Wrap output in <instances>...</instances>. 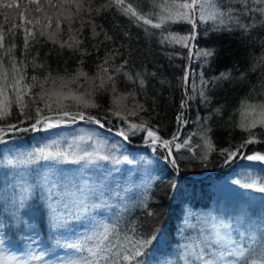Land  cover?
<instances>
[{"label":"trees","instance_id":"trees-1","mask_svg":"<svg viewBox=\"0 0 264 264\" xmlns=\"http://www.w3.org/2000/svg\"><path fill=\"white\" fill-rule=\"evenodd\" d=\"M17 2L27 4L28 0H17ZM104 2L105 0H93V7H98ZM167 2L171 3V0H167ZM125 3H132L138 11L151 13L153 11L160 12L161 9L155 5L165 3V0H125ZM41 4H44V0H41ZM28 7L34 8L33 5H28ZM45 10L50 11L47 8ZM0 12H7L10 17H14V22L17 25L21 23L15 10H0ZM33 15H41L42 18V14L33 13ZM93 16L95 23L99 26L97 30L99 31L102 27L113 39L99 43L98 49L93 47V45H97L98 41L92 37L90 28L86 25L82 34L84 42L81 45L85 54L81 57L80 52L74 54L68 48L60 49L58 44L53 45L41 38L40 43L31 49V55L27 56V61H29L27 82L30 83L32 75L38 76L40 82H43L42 79L45 77H50L56 81L63 78V81L66 82L74 78L80 71L87 73L89 77H94L98 72L97 65L110 51H117L119 55L107 67H115L127 59L129 64L123 71L142 74L145 81L143 86L139 84L138 80L132 83L126 77L117 74L116 95L125 96L123 103L129 108L134 104L143 108V110H138V116H130L129 120L136 123L141 120L147 121L148 125L156 130L162 139H172L173 135L180 129V136L176 142L183 143L187 139L189 144L176 151L175 143H173V156L177 159V167L175 168L165 159L167 156L165 148L156 145L159 148L158 156L161 155L160 158L163 159L156 161L155 173L158 179L153 183L149 196L144 201L128 205L127 210L123 213L121 228L127 230L129 226H134L140 235H156V241L149 247L148 254L144 257L147 264H155L157 256H162L161 258L164 259L163 261L159 259L161 264H175L180 257L181 235L182 233H190L186 229H181L184 220H188L187 208L208 207L210 200L214 196H219L226 186L221 187L223 181L238 166L240 155L243 152L245 156L257 151L264 152V127L260 126L261 119L256 122L255 127H251V123H247V117L252 114L250 111L254 113L256 118L260 114L259 109L245 107V103L259 105L264 102V88L260 87V83L264 82V77L261 76L264 68H257L255 72L250 71L254 58H259L264 52V48L261 47V42L264 41V26L259 23V20H264V17H259L256 27L252 28L250 32L242 30L214 32L211 31V21L207 24H199L196 29V38L188 42L189 47L184 48L180 44H169L167 41L161 44L159 35L161 30L151 29L150 25L138 26L136 22L130 21L129 17L114 7L101 12L99 15L93 13ZM25 18H29L28 12L25 13ZM150 18H153L155 22L154 17ZM242 22L251 24L253 21L242 19ZM0 23H5L2 15H0ZM139 23L142 25L143 22ZM145 27L148 28V32H145ZM17 31L15 42L18 47L15 50V55L17 60H20L24 58L21 52L23 30L18 29ZM171 31L184 35L188 34L191 28L187 23H178L171 25ZM64 38H67L66 31ZM100 39L103 40V37ZM8 43L6 33V47ZM206 49L214 50L215 55L204 58L198 54ZM36 52L39 53L38 56H36ZM33 57L38 64H43L44 67L33 68L30 63ZM81 58L83 59L82 65L80 63ZM206 59L207 62H205ZM5 67H8L7 63ZM226 71H230L233 77L246 73V78L244 80H219L207 87L201 84V73H203L205 80H210ZM186 73L188 76L187 83L184 82ZM44 87L49 90V95L44 100H40L38 106L43 108L44 103H48L54 110L49 113L47 109H44V114H55L57 102L69 105L71 111L77 110L74 101L64 99L62 95L51 94L75 90V85L69 84L66 88L45 84ZM201 89L210 98V102L207 104L199 95ZM38 91H40L39 87L32 89V92ZM128 93H133L134 98L128 96ZM7 94H11V89L7 90ZM91 98L98 107L83 110L101 119L107 117L109 123L105 129L100 130L110 136L112 133L117 139L121 138L115 134L120 128L121 122L110 115V109L113 107V94L110 91L98 92ZM25 99L27 100V97ZM182 103L184 107H181ZM12 111L13 116L7 121H0V127L18 123L20 119L17 115L18 109L13 106ZM244 112H248L249 115L243 116ZM181 113L183 117L178 122L177 117ZM32 115H35L34 111ZM183 121H187V123L184 124ZM81 124L86 127L96 126L86 121H78L75 124L48 131L10 132L4 137L5 142H0V183L8 186L7 189L3 190V195L9 197L5 204L3 195H0V208L6 212L11 209L17 210L24 221L22 228L20 224H16L15 227L0 231V258L14 255L18 258L28 259L31 255H42V260H30L29 264H60L62 260L70 256V250L57 246V240L63 243L65 239L74 241L86 234H91L94 225L90 221L93 218L96 221L111 223L120 214V201H117L113 209L95 208L88 214L81 212L82 220L69 219L66 227L53 229L49 223L48 205L54 195L68 196L70 193H76V187H74L75 190L73 186L64 182L67 169L74 168V166L68 164L50 166L48 162L41 161L27 166L26 169H15L6 164L7 159H13L18 155L22 146L34 148L49 143L62 134L67 127L72 129ZM245 124L248 125L247 131L242 126ZM27 126L28 124L21 125V127ZM109 128L112 129L111 132L108 131ZM204 129L211 130L208 135L214 147L211 150L204 148L202 150L204 153L199 155L197 146L201 147L204 143L202 138ZM250 132L260 142L248 145L236 158L226 163V157L221 154L220 150H235L248 138ZM145 137L146 133L144 132H138L135 135L130 134L129 140L123 141L124 146L129 150L137 149L138 152L139 150L149 152L146 145H139L145 142ZM9 147L16 150V156L14 154L10 156L9 153L5 155ZM205 155H207V159L202 158ZM251 167L255 170L264 171V163L261 161H253ZM17 173L24 176V180L19 182L23 188L18 187L13 193L11 185L13 177ZM85 177L88 178L89 184H93L92 177L88 173ZM75 178L78 181V177ZM27 184L31 187L29 199L33 207L26 212L24 205H21L20 202L25 198L23 189L28 187ZM229 191H231L230 188ZM231 193L232 191L226 195L231 197L232 205L242 204L246 208L254 210L259 208L260 203H263L255 201V198L249 196V193H247L248 195L245 193V196L252 200L240 198V192H235L238 194L237 197ZM93 200L97 203L95 196ZM93 200L90 199L87 202L92 203ZM145 204L147 209L143 207ZM72 210L74 207H70V211ZM79 210L80 208H77L75 211ZM148 210L153 215H147ZM235 218V215L226 213L225 217L221 216L219 220L232 224L236 221ZM5 223H7L6 219ZM198 224H200L198 219H193L190 223L193 227ZM26 230L36 238L35 249L30 247L24 237L27 233ZM192 230L193 234L196 235L194 244L197 245L204 236L197 229L192 228Z\"/></svg>","mask_w":264,"mask_h":264},{"label":"snow or ice","instance_id":"snow-or-ice-1","mask_svg":"<svg viewBox=\"0 0 264 264\" xmlns=\"http://www.w3.org/2000/svg\"><path fill=\"white\" fill-rule=\"evenodd\" d=\"M28 5H33L34 8H29ZM115 8L123 15L129 17L130 21H134L138 26H151V29H159L163 44L167 41L169 44H180L181 47H189L188 42L196 38V29L199 24H207L212 22L211 31H236L242 30L250 32L256 27L259 17H264V0H171V3L165 0V3L155 5L161 9L160 12L144 13L138 11L132 3H125V0H105L98 7H93V0H28L27 4L18 3L17 0H0V10H15L20 18L21 23L17 25L14 22V17H10L7 12H0L5 23H0V121H7L13 116V106L18 109L17 115L20 117L16 124H6L0 127V142H5L4 137L12 132H28V131H48L57 129L62 126L75 124L78 121H86L89 124L98 126L99 129H105L108 118L103 119L92 115L83 109L96 108L98 105L91 99L95 93L111 92L113 94V107L110 109V115L121 122L120 128L115 133L127 142L129 136L135 135L138 132H144L147 136V143L153 146L160 145L167 149L165 159L175 168L177 167V159L173 156L172 145L179 139L178 135L174 134L172 139H162L156 130L148 125L147 121L141 120L139 123L129 120L130 116H138V110H143L140 105H132L129 108L123 103L126 98L123 95L117 96V74L126 77L132 83L137 80L143 86L145 81L141 73H130L123 71L129 64L127 59H124L119 65L109 68L107 67L119 55L117 51H110L102 62L97 65L98 72L94 77H89L87 73L80 71L77 75L67 80L62 84V87H67L69 84L78 85L77 89L69 90L67 93H51L54 95H62L64 99H70L75 102L76 111L69 110V105H64L57 102L54 115L44 114V109L49 113L54 110L48 103H44L43 108L38 106L40 100H44L49 95V90L45 89L44 85L50 77H45L43 82L39 81L38 76L32 75L30 83L27 82V56L31 55V49L40 43L43 38L46 42H51L53 45H59L60 49L68 48L74 54L80 52L81 57L85 52L81 49L84 40L82 34L85 26H89L91 35L98 41L93 47L98 49L99 43L111 41L112 36L108 35L102 27L95 23L93 13L99 15L101 12L107 11L110 8ZM45 8L50 11L45 10ZM28 12L29 18H25V13ZM42 14L41 15H33ZM259 14V16H257ZM87 17V19H85ZM155 18V22L153 18ZM242 19H251V24L243 23ZM54 20V28H53ZM143 22L142 25L139 22ZM187 23L190 25L191 31L188 34L181 35L171 31L172 24ZM261 26H264V20H259ZM7 24V27H6ZM62 24L64 27L62 28ZM78 25V26H77ZM31 26V27H29ZM18 29L23 30L21 52L24 58L17 60L15 50L18 45L15 42L18 34ZM65 31L67 38L65 39ZM145 27V32H148ZM6 33L8 37V46H5ZM127 35V33H125ZM152 34V33H149ZM103 37V40L100 38ZM261 47L264 48V41L261 42ZM204 58H210L215 55L214 50L206 49L201 53ZM39 53L36 52V56ZM207 62V59L206 61ZM7 63L8 67H5ZM33 68L44 67L43 64H38L35 57L30 61ZM81 65L83 59L80 60ZM257 68H264V52L259 58H254L250 67V71L255 72ZM155 75V73H152ZM264 77V72H261ZM88 82V87L80 91V79ZM246 73H241L238 77H233L230 71L221 72L218 76L212 77L210 80H205L201 73V84L207 87L209 84H214L219 80L239 79L244 80ZM63 79V78H60ZM187 73L184 77V82L187 83ZM56 82L55 79L52 80ZM39 87L40 91L32 92L33 88ZM255 89V86H253ZM260 87L264 88V82L260 83ZM11 89V94H7V90ZM128 96H133V93H128ZM205 104L210 102V98L205 91L201 89L199 92ZM27 97V100L25 99ZM181 107H184L182 103ZM245 107L249 109L258 108L261 116L260 126L264 127V102L259 105H250L245 103ZM34 111L35 115H32ZM183 114L177 117V121L182 120ZM210 118V117H209ZM31 121V123H28ZM184 124L187 121H183ZM28 124L27 127L21 125ZM245 130H248V125H242ZM251 127L256 126V120L253 119ZM109 132L112 129H108ZM210 129L203 130V140L205 149L211 150L214 145L208 135ZM58 135V134H57ZM255 136L250 132L246 138L235 150L221 149V154L225 155L226 163L236 158L241 151L248 145L259 143ZM62 145L60 140H52L49 143L34 147L31 151L20 153L13 159H7L6 164L15 169H26L27 166L37 164L41 161L48 162L50 166L57 164H75L80 165L81 170L87 169L89 165L97 168L105 167L101 162H109L113 165L112 168H105V175L98 177V183L89 184L88 178L83 175L78 178H73L69 181L80 192L79 211H70V206L66 202V196H53L48 205L49 223L53 229L66 227L69 219L79 220L81 212L88 214L95 208H111L110 201L113 199L120 200V214L117 215L115 221L105 223L96 221L94 218L90 223L94 227L91 234H86L77 238L74 241L67 239L61 243L57 240V246L78 253L76 258L69 256L62 260L60 264H147L144 257L148 254L147 250L156 241V235L143 236L138 233L134 226H129L127 230L121 228L123 213L127 210V199H130L129 193L140 187L137 185L136 179L132 175L133 170H129L127 178L121 181H115L113 172H119L121 163L132 164L133 160L128 156H117L115 154L117 146H109L106 139L101 140L95 131L84 132L81 135L74 137L71 141L64 140ZM189 140L185 139L183 143L176 142L175 150L188 146ZM207 159V155L202 157ZM248 161L264 162V154L259 152L247 155ZM24 180V176L17 173L13 177L11 188L13 193L23 185L19 182ZM115 182L116 187H111ZM245 188H255L257 191L264 193V185H260L256 180L243 185ZM8 186L0 183V195H3V190ZM27 190V189H23ZM90 196H95L99 199V203H88ZM107 196V199H105ZM5 204L9 197L3 195ZM21 205L23 200H21ZM147 209V205H143ZM147 215L153 213L148 210ZM246 215L245 210L238 213L236 224L225 223L223 221L213 224L212 234L204 236L199 244L182 245L183 252L181 259L184 264H264V218L258 224L248 222L245 226L243 217ZM0 231L5 228L15 227L20 224L24 226V221L18 211L11 209L4 211L0 208ZM5 219L7 223H5ZM223 230V231H221ZM235 233V235H233ZM9 262L14 264H29L30 260L40 261L42 255H31L28 259L18 258L16 256L7 257Z\"/></svg>","mask_w":264,"mask_h":264},{"label":"rangeland","instance_id":"rangeland-1","mask_svg":"<svg viewBox=\"0 0 264 264\" xmlns=\"http://www.w3.org/2000/svg\"><path fill=\"white\" fill-rule=\"evenodd\" d=\"M45 79V78H44ZM42 79V80H44ZM64 83L63 79H59L57 80L55 83L52 82V79H49L48 82L46 84L52 85V87H62V84ZM79 85L81 86L79 88L80 91H83L84 88L88 87V83L86 81H84L82 78L80 79V81L78 82ZM57 84V85H56ZM78 85H75V89H77ZM67 88V87H66ZM74 90V89H71ZM92 99V98H91ZM250 113H252L251 115H249L248 112H244L243 116H247V123H251V121L253 119L256 120V122L261 119L260 114L257 115V117L255 118L254 113L252 111H250ZM54 115V114H52ZM242 116V117H243ZM243 122V119H242ZM82 130L84 132H89V131H95L97 136L101 139L104 140L106 139L108 141V145L109 146H117L116 147V151L115 154L117 156H128L129 159L133 160L132 164H128L126 162L121 163L118 167L120 169L119 172H113V177L115 181H121L123 178H127L129 175V170H133L132 171V175L133 177L136 179L137 185H139L140 187H138L137 189H134L131 193H129V196L131 197L130 199L126 200L127 205L131 204V203H135V202H141L144 201L148 196H149V191L150 188L152 187L153 183H155L158 179L157 174L155 173V168L157 166L156 161L157 159L159 160H163L161 155L160 157L158 156V152L159 148L157 146H153L150 143H147V136L145 137V142L139 144V145H146L149 149V152H145V151H140L138 152L137 149L134 150H129L128 148H126L124 146V142L121 138H118L113 135L111 133V136L108 134H105L104 132H102L98 127L93 126V127H86L83 124L78 125L74 128H68L64 129V131L62 132V134H60L59 136H57L56 138H54L53 140H60L62 142V145L64 147H67L66 144H63L64 140L67 141H71L74 137H77L79 135H81ZM176 135H178V137L180 136V129L179 131L176 133ZM176 143V141L174 142ZM204 145V143H202ZM203 145L200 147L197 146L198 151H199V155L204 153L202 150H204ZM39 146V145H38ZM139 147V146H137ZM33 148H28L25 146H22L18 155L20 153H26L31 151ZM166 155H167V149H165ZM258 152V151H257ZM255 152V153H257ZM9 155L13 156V154L16 156L17 152L15 149H13L12 147L8 148L7 151L5 152V155ZM150 153V156H149ZM260 154H264V152H259ZM254 154V153H251ZM250 154V155H251ZM245 154L244 152L240 155L239 158V162H238V166H236L232 172L231 175L226 178L223 181V184L221 185V187H223V185L225 186L223 188V190L220 192L219 196H214L211 200H210V205L208 207H199V208H187L186 211V216L188 217V220H184V224L182 226L181 229H186L188 231H190V233H182L181 237H182V245L185 244H191V245H195L194 244V240L196 238V235L193 234V230L197 229L203 236H207L212 234V228H213V224L216 222H220V218L221 216L225 217L226 213H231L233 215H235L237 217L238 213H240L241 210H245L246 215L243 217L244 221H245V226H248V222L251 221L252 224H258L262 218H264V193L257 191L255 188H245L243 185L245 183H250L252 180H256L260 185H264V171L263 170H255L254 168L251 167V165H253V161H248L245 158ZM158 162V161H157ZM102 164L105 165V167H101V168H97L94 167L92 165H89L87 169L81 170L80 165H76L75 164H68L69 166L73 165L74 168L71 169H67V173H65V183H68V185L73 186L72 183H69V181L73 180V178L75 177H80L81 176V171L83 172V175L85 176L87 173L89 174V176L92 177V182L93 183H98V177H101L103 175H105V168H112L113 165H111L109 162H101ZM264 163V162H263ZM254 167V166H253ZM78 182V181H77ZM75 183V182H74ZM26 186L28 187H24V189H27L26 191L23 190V195L25 198H23V205L24 208L26 210V212L29 210H31V208L33 207V204L30 202V190L31 187L29 184H27ZM111 187L115 188L116 184L115 182H113L111 184ZM74 188V186H73ZM229 188L232 191V195H236V197L238 196V194H236L235 192H240V198H246V195H248L247 193H249V196H253L255 198V201L258 202H263L262 204H259V208H256L254 210H250L249 208H246L245 206H243L242 204H234L232 205V199L231 197L227 196L226 194H228L229 192ZM75 189V188H74ZM76 190V189H75ZM229 191V192H228ZM263 194V195H260ZM79 195L80 192L78 191V189L76 190L75 194H68V196H66V202L69 204L70 207H74V210H72V212H75V210L78 208L79 209ZM94 196H90V198L88 200H93ZM105 198H107V196H105ZM234 198V197H233ZM242 199H240V201H242ZM247 200H252L250 197L246 198ZM117 201H120L119 199H113L111 200V209H113V207L116 206ZM92 203H96L94 200L91 201ZM99 199H97V204L99 203ZM90 203V202H89ZM237 212V213H236ZM193 219H198V221L200 222V224H198L197 226L193 227L190 225L191 221ZM82 220V217L80 216V219ZM236 222V221H235ZM232 223L233 225H235L236 223ZM228 223V222H225ZM184 227V228H183ZM27 233L25 234V239L27 241V243L30 245V247L32 249H35L36 247V242H35V237L34 235H32L30 232H28V230H26ZM223 231V230H221ZM181 245V250H180V257L178 260H176L175 264H184L183 259H181V253L183 252V248ZM162 256H157L155 258V264H161V261L159 259H161L162 261L164 260L163 258H161ZM0 264H14V262H9L7 257H4L3 259L0 258Z\"/></svg>","mask_w":264,"mask_h":264},{"label":"bare ground","instance_id":"bare-ground-1","mask_svg":"<svg viewBox=\"0 0 264 264\" xmlns=\"http://www.w3.org/2000/svg\"><path fill=\"white\" fill-rule=\"evenodd\" d=\"M52 115V114H51Z\"/></svg>","mask_w":264,"mask_h":264}]
</instances>
